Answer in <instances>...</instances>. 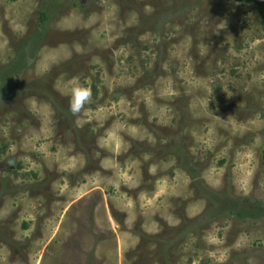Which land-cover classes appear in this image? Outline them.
I'll return each instance as SVG.
<instances>
[{
    "label": "rangeland",
    "instance_id": "rangeland-1",
    "mask_svg": "<svg viewBox=\"0 0 264 264\" xmlns=\"http://www.w3.org/2000/svg\"><path fill=\"white\" fill-rule=\"evenodd\" d=\"M0 149V264H264V2L0 0Z\"/></svg>",
    "mask_w": 264,
    "mask_h": 264
},
{
    "label": "clouds",
    "instance_id": "clouds-1",
    "mask_svg": "<svg viewBox=\"0 0 264 264\" xmlns=\"http://www.w3.org/2000/svg\"><path fill=\"white\" fill-rule=\"evenodd\" d=\"M92 90L90 87L76 84L70 89L69 111L75 116L80 114L91 102ZM219 118V117H218Z\"/></svg>",
    "mask_w": 264,
    "mask_h": 264
},
{
    "label": "trees",
    "instance_id": "trees-1",
    "mask_svg": "<svg viewBox=\"0 0 264 264\" xmlns=\"http://www.w3.org/2000/svg\"><path fill=\"white\" fill-rule=\"evenodd\" d=\"M236 1H239V2H251L252 0H236ZM0 153H1V149H0Z\"/></svg>",
    "mask_w": 264,
    "mask_h": 264
},
{
    "label": "water",
    "instance_id": "water-1",
    "mask_svg": "<svg viewBox=\"0 0 264 264\" xmlns=\"http://www.w3.org/2000/svg\"><path fill=\"white\" fill-rule=\"evenodd\" d=\"M256 1H259V2H264V0H256Z\"/></svg>",
    "mask_w": 264,
    "mask_h": 264
}]
</instances>
